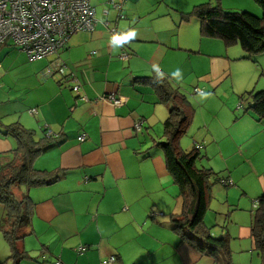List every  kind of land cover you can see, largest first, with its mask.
I'll return each mask as SVG.
<instances>
[{
  "label": "crops",
  "instance_id": "crops-1",
  "mask_svg": "<svg viewBox=\"0 0 264 264\" xmlns=\"http://www.w3.org/2000/svg\"><path fill=\"white\" fill-rule=\"evenodd\" d=\"M233 1L122 0L118 11L110 0H90L94 31L72 35L57 56L30 60L9 42L0 46V165L16 145L5 127L18 122L36 137L50 129L58 138L34 167L59 170L51 183L19 191L35 205L31 227L19 243L28 257L8 260L0 232V263L106 264L115 256L110 264H216L181 240L170 222L181 211L182 197L157 144L164 140L169 108L158 102L152 87L136 81L153 74L167 77L193 108L182 149L199 145L196 166L233 182L212 186L205 225L214 235L242 243L253 263L252 205L264 194V121L242 107L240 96L254 91L260 80L237 71L239 61H252L239 45L206 37L198 18H184L203 3L261 12L252 0ZM181 4L194 5L179 10ZM113 28L116 34L135 30L137 36L114 49ZM55 59L62 72L44 77ZM257 59L264 70V52ZM177 69L183 78L176 81L171 74ZM195 88L213 93L201 100ZM111 94L124 98V104H112ZM82 134L85 140L79 141ZM3 214L0 204V222ZM82 246L86 250L77 252Z\"/></svg>",
  "mask_w": 264,
  "mask_h": 264
},
{
  "label": "trees",
  "instance_id": "trees-1",
  "mask_svg": "<svg viewBox=\"0 0 264 264\" xmlns=\"http://www.w3.org/2000/svg\"><path fill=\"white\" fill-rule=\"evenodd\" d=\"M254 1L262 10L261 16L245 10L227 11L219 4L203 3L194 6L184 18H198L201 21L202 35L221 39L226 46L239 45L246 57L251 58L264 52V0ZM42 75L52 77L45 76L44 71ZM157 78L162 81L157 82ZM136 81L152 87L158 102L169 108L168 116L163 122L164 140L157 144L161 147L166 167L182 197L181 211L170 216L173 229L181 240L212 256L216 264H232L228 235H214L211 228L204 223L211 188L225 178L217 177V173L210 169L196 166L200 154L195 147L186 151L180 146V140L187 133L193 116L191 103L165 76L153 74L137 77ZM244 98L249 99L248 108L253 114L264 121V89L248 91L240 96V99ZM5 133L15 139L16 145L10 151L9 157L1 158L0 204L4 208V214L0 222V232L10 250L7 259L18 263L28 257V252L19 243L31 227L35 205L27 193L23 191L17 196L16 190L41 187L59 178V170L46 171L34 167L36 158L56 144L58 138L45 134L36 137L32 130L26 129L18 122L7 125ZM257 200L258 205L253 211L251 235L260 264H264V194Z\"/></svg>",
  "mask_w": 264,
  "mask_h": 264
},
{
  "label": "built area",
  "instance_id": "built-area-1",
  "mask_svg": "<svg viewBox=\"0 0 264 264\" xmlns=\"http://www.w3.org/2000/svg\"><path fill=\"white\" fill-rule=\"evenodd\" d=\"M122 0H110L111 7L121 10ZM107 14V10L104 11ZM122 18L123 15H120ZM97 20L95 8L90 0H0V46L11 43L14 47L24 52L32 59L57 56L69 38L79 32H92ZM112 36L116 34L115 28L110 30ZM63 64L55 59L44 70L45 76H53L62 72ZM72 90L78 93L80 85L72 76ZM201 93L202 89L195 88ZM108 99L114 105H122L125 100L111 94ZM33 112V110H30ZM140 128L139 125H137ZM46 136H53L50 129ZM79 141L85 140V135L78 137ZM224 186L232 185L230 179L220 181ZM258 201L253 202V209ZM85 247L77 248V252L85 251ZM115 261V256H109L104 263Z\"/></svg>",
  "mask_w": 264,
  "mask_h": 264
},
{
  "label": "rangeland",
  "instance_id": "rangeland-1",
  "mask_svg": "<svg viewBox=\"0 0 264 264\" xmlns=\"http://www.w3.org/2000/svg\"><path fill=\"white\" fill-rule=\"evenodd\" d=\"M252 1L255 4H257L254 0H252ZM225 2L231 3V2H234V1L233 0H225ZM200 3H202V2H200ZM190 5L191 4H181L178 9L179 10L180 9H185V10L188 9V10H190L192 5H194V4H192L191 6ZM233 11H241V10H233ZM245 11H247V10H245ZM248 12H250V11H248ZM250 13L255 14L254 12H250ZM261 15H262V10H261L260 14H258V16H261ZM257 58H258V54L257 55H253L251 63L241 60V61H239L240 64H241L240 67H239V65L237 66V71H240V72L243 71V73H245L246 75L251 77V79L259 77L260 81H259L257 87L255 88L254 92L264 89V70L261 69L262 66L258 62ZM233 76H234V80H235L234 85L237 86L238 85V76L237 75H233ZM262 82H263V86H261ZM203 91H205V90L203 89ZM206 93L212 94L213 91L211 89H209V90L206 91ZM244 94H245V91L242 92V95H244ZM238 102H240V101L238 100V97H237L235 105ZM213 103H214V100H213V102L210 105L211 109H212V104ZM248 103H249V99L248 98L241 99L242 107H247ZM195 124L196 123H194L193 127H195ZM160 140H161V138H160ZM197 165H198V163H197ZM217 185L218 184H215L214 187L217 186ZM16 195L17 196L19 195V190H16ZM229 245L232 247V248L231 247L230 248L233 249L232 250L233 251V257H232V263L233 264H238L239 261H242V263H244V264H249V261H250L249 253H250V251H247V252L242 251L241 248H240V246L243 245L242 243H239L238 241H235V240L231 239V241L229 242ZM259 262H260V259L257 257V254L254 253L253 263H251V264H259Z\"/></svg>",
  "mask_w": 264,
  "mask_h": 264
},
{
  "label": "clouds",
  "instance_id": "clouds-1",
  "mask_svg": "<svg viewBox=\"0 0 264 264\" xmlns=\"http://www.w3.org/2000/svg\"><path fill=\"white\" fill-rule=\"evenodd\" d=\"M137 36V32L135 30H127L125 32H122V33H117V34H114L112 37H111V40H110V43L112 45V47L114 49H117L121 46H123L125 43L131 41L132 39L136 38ZM172 78L175 79L176 81L183 78V75H182V72L177 69L175 72H173L171 74ZM162 79L161 78H157V82H161ZM208 93L206 92H201L199 93V96H200V99L201 100H204V99H207L208 97ZM197 150L200 148V146H196L195 147ZM199 151V150H198ZM226 179V178H225ZM231 180V179H230ZM232 181V180H231ZM221 184V183H220ZM223 185V184H221ZM232 185H233V182H232ZM228 186H231V185H228ZM227 187V186H226ZM257 200V199H256ZM258 201V200H257ZM256 209V208H255ZM255 209H253L252 207V210L254 211Z\"/></svg>",
  "mask_w": 264,
  "mask_h": 264
},
{
  "label": "water",
  "instance_id": "water-1",
  "mask_svg": "<svg viewBox=\"0 0 264 264\" xmlns=\"http://www.w3.org/2000/svg\"><path fill=\"white\" fill-rule=\"evenodd\" d=\"M263 243H264V233H263Z\"/></svg>",
  "mask_w": 264,
  "mask_h": 264
}]
</instances>
